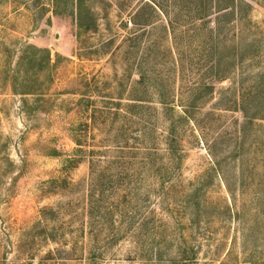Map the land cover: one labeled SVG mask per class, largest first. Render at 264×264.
<instances>
[{"label": "rangeland", "instance_id": "rangeland-1", "mask_svg": "<svg viewBox=\"0 0 264 264\" xmlns=\"http://www.w3.org/2000/svg\"><path fill=\"white\" fill-rule=\"evenodd\" d=\"M82 1L0 0V264H43L51 258V250L60 258L56 251L62 248L72 252L71 256L64 254L56 264H160L154 261L149 246L155 233H148L151 241L146 248L136 244L133 237L125 238L130 228H121L120 224L105 220L91 227L90 152H108L111 157L116 156L112 152L118 146H137L144 150L139 160H144L150 150L154 151L150 152L154 154L152 166L172 163V129L168 123L172 113L159 103L163 88L158 82L163 80L161 84L177 90L183 82L185 87L197 80L192 77L188 81L197 73L191 64L196 47L188 53L185 67L180 66L176 73L164 31L166 20L150 12L148 0ZM250 3L254 8L250 17L261 27L264 38V0ZM151 22L154 27H148ZM27 44L48 50L53 67L40 71L28 61L21 65V59L33 55L24 51ZM143 72L159 81L137 88ZM51 75L53 83L49 81ZM24 79L31 86L46 84L44 95H21L23 88L17 86ZM230 86V80L216 83V93L205 103L203 115L196 114L198 127L183 121L177 128L175 147L176 152H182L183 162L175 173L184 188L174 193L173 204H180L183 194L193 190L212 166L213 158L227 159L232 174L238 171L237 162L247 152L249 156L252 145L236 151L238 128L245 119L241 109L228 107L232 97L225 96L224 91ZM132 99L145 101L137 112L125 106L132 104ZM181 101L180 97L178 104ZM118 102L124 105L119 107ZM106 106L110 111L101 116L100 110ZM179 108L181 112L183 108ZM86 133L79 142V136ZM254 133L248 135L249 144L261 145L263 138ZM136 137L141 141H135ZM212 144L216 145L214 155L207 150ZM79 148L84 151L79 152ZM54 149L63 155L51 157ZM68 159L79 161L78 166L65 167ZM10 163L16 166L12 168ZM263 171L262 167L252 176L248 170L244 183L233 182L237 198L233 208L238 212L227 222L223 221L225 216L215 212L207 228L208 240L199 239L197 243V232L186 225L185 219L183 226L191 236L190 243L200 246L198 264H264V205L253 203L255 198L264 201ZM201 196L203 205L212 211L226 204L228 192L217 179ZM105 202L104 206L112 207V201ZM157 205L152 204L151 210L162 217V208ZM94 212L99 216V209ZM162 220L169 230L160 233L170 234L173 219L165 215ZM38 221L48 222L58 236L66 238L46 243L44 237L33 236L37 243L32 246L38 252H32L30 246L24 249V234L35 233ZM142 233L147 234V229ZM81 235L84 237L79 238ZM162 247L165 257L170 258L168 246Z\"/></svg>", "mask_w": 264, "mask_h": 264}, {"label": "trees", "instance_id": "trees-1", "mask_svg": "<svg viewBox=\"0 0 264 264\" xmlns=\"http://www.w3.org/2000/svg\"><path fill=\"white\" fill-rule=\"evenodd\" d=\"M79 3L82 4L83 1L79 0ZM146 3V7L153 15L166 20L164 31L169 38L168 52L176 73L180 66L185 67L188 53L196 47L194 56H191V64L196 67L197 73H193L191 77L188 76L190 77L188 81L194 77H197V80L186 84L185 87H182L184 86L183 82L182 86L175 90L172 86L170 89L169 85L161 84L163 80L160 82L157 78H152L144 72L139 75L140 79L136 82L137 88H146L152 80L159 81L158 85L163 88L159 103L166 112L172 113L168 123L172 129L169 153L173 162L169 165L155 166L153 164L152 166L154 154L150 152L154 153V151L147 150L148 153L145 154L144 160H139L144 150L137 146H118L115 148L116 150L114 149L116 152H112L116 156L111 157L108 156V152H98V154L90 152L93 153L90 161L93 179L91 181L89 218L91 227L106 220L114 225L120 224L121 228H130L131 232L126 234L125 238L133 237V239H137L136 244L141 243L146 248L151 241V236L148 233H155L159 239L154 236L153 243L149 246H152L151 252L154 253V261L160 264L164 261H167L164 264H198L197 257L200 246L190 243L191 236L186 235L187 228L183 226L185 219H188L186 225L197 232L198 237L195 238L198 239L197 243H199V239L208 240L207 228L211 225L215 212L225 216L223 219L225 222L229 218H235L238 212L237 208H233V205L237 206V198L234 195L236 186L233 187V182L244 183L248 170H251L253 176L259 172L260 168H264V38L261 27L257 26L250 17L254 10L250 0H148ZM148 27H154V24L151 22ZM191 40L192 42H190ZM24 51H31L33 55L21 59V65L28 61L32 67L38 68L40 71L53 67L51 53L48 50L27 44ZM38 54L43 57L39 58ZM227 80L231 81V86L224 93L225 96L232 97V104L228 107H230L229 109H241L245 119L238 128L240 140L236 151L252 145L249 156L247 152L237 162L240 163L238 171L232 174L229 173L227 159L213 158L212 166L199 178L198 184L194 186L193 190L183 194L180 204H173L171 199L174 193L179 188L181 190L184 188L181 177L175 173V169H181L183 162L182 152H180L181 154L176 152L175 147L178 145L177 128L183 121L198 127L196 114L203 115L205 103L216 93V83ZM49 81L51 83L55 81L53 75ZM37 85L31 86L24 79L17 87L23 88L21 95H44L42 92L47 90L48 86L42 83ZM27 87L31 90H25ZM167 88L170 90L168 91ZM15 91L18 92V90ZM186 96H188L187 99ZM180 97L183 101L178 104ZM184 100L187 101V104H182ZM120 101H123L122 98ZM131 102L133 103L125 106L136 112L142 108V103H145V101L133 99ZM116 105L121 107L124 104L118 102ZM179 107L183 108L181 112H179ZM106 111H110L108 106L100 110L101 116H105ZM95 116L93 115V118ZM250 131H254L255 136L261 135L263 138L261 145L249 144ZM88 133L90 134V132ZM88 133L79 136L78 141L82 142ZM135 141H141V139L136 137ZM215 148L216 145L213 144L208 146L207 150L210 155H214ZM251 149H256L260 153L256 154ZM78 151L82 153L84 150L79 148ZM62 155L58 149H54L50 156L61 157ZM261 155H263L262 158ZM67 163L65 167L76 168L79 161L68 159ZM10 165L12 168L16 166L14 163H10ZM162 172L167 175H161ZM217 179L225 186L228 199L222 207L209 211L203 205L201 194L210 182L214 183ZM161 199H164L163 203L158 207L157 203ZM105 200L112 201L110 202L111 208L104 206L107 202ZM253 203L261 207L264 205V201L259 198H255ZM152 204L154 207L157 205L158 208H162V217L156 216L155 210H151ZM96 209H99V216L94 212ZM50 211L53 216L59 214L53 210ZM165 215H169L174 222L170 234L160 233L164 229L169 230V225L162 220ZM204 218H206V222L203 224ZM44 219L46 221L45 217ZM46 223L38 221L35 229L39 226L41 231L38 229L35 233L29 231L30 233L24 234L27 235L26 241L21 243L24 249L26 246H30L32 252H38L32 246L37 243V239H31L33 236L44 237L46 243L56 242L59 237L66 238L65 235L58 236L57 229ZM143 229H147V234L142 233ZM81 237L84 236H79V238ZM162 245L168 246L170 258L165 257L166 251ZM17 248L19 247L17 246ZM54 252L50 251L49 257L51 258L44 260L43 264H56L55 261L63 259L61 257L64 254L71 256L72 253L66 248H62L56 251L60 256V258H56Z\"/></svg>", "mask_w": 264, "mask_h": 264}]
</instances>
